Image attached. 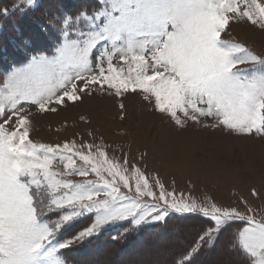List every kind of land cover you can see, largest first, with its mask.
Instances as JSON below:
<instances>
[{
  "label": "snow or ice",
  "instance_id": "obj_1",
  "mask_svg": "<svg viewBox=\"0 0 264 264\" xmlns=\"http://www.w3.org/2000/svg\"><path fill=\"white\" fill-rule=\"evenodd\" d=\"M37 10L26 27L9 23ZM231 22L264 33V0H20L0 8V33L12 28L22 57L0 73V264H70L77 246L105 231L115 227L113 239L123 238L172 213L206 218L172 264H198L217 245L228 257L220 264H264V219L247 215L250 208L178 199L158 178L157 194L139 167L111 159L102 144L29 138L32 108L56 113L99 90L141 95L181 130L210 118L205 128L264 139V52L224 39ZM77 176L84 179L68 178Z\"/></svg>",
  "mask_w": 264,
  "mask_h": 264
},
{
  "label": "rangeland",
  "instance_id": "obj_2",
  "mask_svg": "<svg viewBox=\"0 0 264 264\" xmlns=\"http://www.w3.org/2000/svg\"><path fill=\"white\" fill-rule=\"evenodd\" d=\"M37 2L50 4L53 0ZM79 2L62 0L69 7ZM18 3L20 0H0V8L11 9ZM32 15L42 13L37 10L23 18L17 14L9 23L16 21L17 27H26ZM223 38L264 52V33L250 23L231 22L229 35ZM14 39L10 26L0 33V73L22 58L13 47ZM121 103L124 109L120 108ZM31 111L29 138L35 143L55 145L74 140L77 144H102L111 159L122 163L127 158L139 167L157 194L159 188L155 180L158 178L178 199L183 195L186 201L202 203L207 198L242 211L247 207L252 210L247 215L264 219V196L251 195L253 188L264 193V139L259 136L230 135L226 129L205 128L204 124L214 123L210 118L204 119L202 124L189 121L181 130L141 95L132 92L119 97L97 90L82 102L61 106L56 113H40L36 108ZM55 167L63 170V165L55 164ZM130 194L135 195L134 190ZM205 220L196 214L172 213L166 224L148 225L137 234L133 232L116 239H113L116 235L113 227L90 243L77 246L68 258L70 264H172L176 252L195 237ZM238 223L243 225V222ZM226 259L221 246L217 245L206 249L198 264H220Z\"/></svg>",
  "mask_w": 264,
  "mask_h": 264
},
{
  "label": "bare ground",
  "instance_id": "obj_3",
  "mask_svg": "<svg viewBox=\"0 0 264 264\" xmlns=\"http://www.w3.org/2000/svg\"><path fill=\"white\" fill-rule=\"evenodd\" d=\"M190 238H191V236H190V237H188V238H186V241L190 240Z\"/></svg>",
  "mask_w": 264,
  "mask_h": 264
},
{
  "label": "trees",
  "instance_id": "obj_4",
  "mask_svg": "<svg viewBox=\"0 0 264 264\" xmlns=\"http://www.w3.org/2000/svg\"><path fill=\"white\" fill-rule=\"evenodd\" d=\"M136 234H137V232H136ZM70 262H71V260H70ZM72 263V262H71Z\"/></svg>",
  "mask_w": 264,
  "mask_h": 264
}]
</instances>
